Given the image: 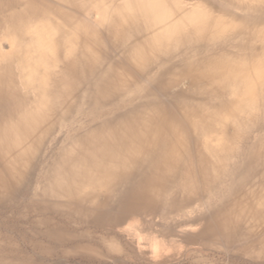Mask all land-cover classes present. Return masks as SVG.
Here are the masks:
<instances>
[{
	"label": "bare ground",
	"instance_id": "6f19581e",
	"mask_svg": "<svg viewBox=\"0 0 264 264\" xmlns=\"http://www.w3.org/2000/svg\"><path fill=\"white\" fill-rule=\"evenodd\" d=\"M263 106L264 0H0V264H264Z\"/></svg>",
	"mask_w": 264,
	"mask_h": 264
},
{
	"label": "rangeland",
	"instance_id": "374dc122",
	"mask_svg": "<svg viewBox=\"0 0 264 264\" xmlns=\"http://www.w3.org/2000/svg\"><path fill=\"white\" fill-rule=\"evenodd\" d=\"M187 86L188 85L185 83L183 87H187ZM261 111L264 112V106L261 108ZM229 132H230L231 139H232V142L230 143V145L233 146L234 148H237L238 145H237V143H235V141L238 142L237 137L234 135V132L232 130H229ZM257 136H264V131H262L260 133L252 134L251 139H250V141H251L250 144H252L253 142L256 141ZM245 146L247 147L248 145L245 144ZM237 161H239V159H237ZM28 251L32 252L30 249H28ZM111 251H105V252L102 251L101 252L102 257H99L100 256L99 254L97 255L96 253L94 254L91 252H83V253L80 252V254L78 252V254H77V252L69 251L65 255H62L63 252H60V253H58L60 257L58 256V258H56V260L62 259L63 264H65V263L66 264H121L118 262V260L120 258H123V257L125 258L126 254L119 253L116 250H111ZM221 252L222 251H220V252L217 251L215 253H210L209 255L206 254L203 257H199V258H195V259L193 258V261H192L191 256H193V254L188 253V252H187L188 253L187 254L185 251H183V252L179 253V255H178L179 257H176L177 259H175L176 260L175 262H178L177 264H220V263L221 264H227V260L223 259V257H221V255H219V253H221ZM92 254H93V256H92ZM189 254H190V256H189ZM245 260H248V259H245ZM251 261L252 260H250L249 262H251ZM126 264H136V263L131 261V262H127ZM166 264H170V262H167Z\"/></svg>",
	"mask_w": 264,
	"mask_h": 264
}]
</instances>
